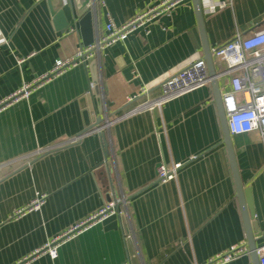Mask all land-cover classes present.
<instances>
[{
	"label": "crops",
	"instance_id": "obj_1",
	"mask_svg": "<svg viewBox=\"0 0 264 264\" xmlns=\"http://www.w3.org/2000/svg\"><path fill=\"white\" fill-rule=\"evenodd\" d=\"M160 1L98 4L94 42L107 34L109 20L121 26ZM231 2L203 14L210 50L236 33L248 36L264 27V0ZM83 46L74 23L55 24L47 0H0V103ZM203 57L193 4L186 0L101 48L98 95L89 67L78 62L0 108V264H208L233 246L247 245L211 84L160 110L124 115L144 99L127 102V96L141 87L157 95L170 75ZM218 85L227 88V78ZM106 115L113 120L105 131L108 149L95 131L59 145L102 125ZM231 144L239 178L250 189L259 247L264 146L254 132L231 135ZM174 163L181 164L175 178L160 182L159 164ZM37 194L46 195L42 205L16 215ZM118 198L126 202L134 258L118 215L68 232ZM48 244L57 246L56 256ZM225 264H252L251 256Z\"/></svg>",
	"mask_w": 264,
	"mask_h": 264
},
{
	"label": "built area",
	"instance_id": "obj_2",
	"mask_svg": "<svg viewBox=\"0 0 264 264\" xmlns=\"http://www.w3.org/2000/svg\"><path fill=\"white\" fill-rule=\"evenodd\" d=\"M63 1L66 2V0ZM184 1L186 0H162L156 6L147 9L121 26H115L112 20H109L106 24L107 34L104 37L97 39L87 46L80 47L73 58L57 60L49 72L36 78L31 83L22 84L19 89L1 101L0 108L8 102L28 96L33 87L53 76L63 73L67 68L78 62H82L85 66H88L92 59H96L98 62L102 47L108 46L117 40L125 39L127 34L135 28L155 19L159 15L170 14L175 6ZM98 4L105 6L106 2L105 0H90L87 3V9H94ZM231 4V0H201L202 12L207 16L216 13L222 8L231 6ZM211 54L214 65L218 63L220 66L217 70L215 69L217 81L227 78L228 87H221L220 93L230 135L254 132L258 134L264 146V27L254 30L248 36L236 33L224 44L212 48ZM209 83L210 77L206 69L205 60L199 58L164 80L160 84V92L157 95L150 96L149 88L141 87L136 94L127 96V102H133L139 97H144V99L132 106L124 115L135 114L141 110H160L168 101L206 86ZM91 87H93V84H91ZM112 121L106 115L102 125L92 126L87 131L85 130L70 140L61 142L59 145L62 146L76 142L82 135L84 136L91 131L103 133L108 129ZM40 151L43 152V150ZM180 165V163L171 165L159 164L156 170L159 181L166 182L175 178L176 171ZM45 196V194H37L26 208L17 210L16 215H21L26 210H37L44 202ZM113 214L118 215L121 221L125 219L128 223L124 198L109 200L96 212L92 213L85 222L73 226L68 232L85 228L83 227L84 224L86 226L88 222L98 221ZM128 238L133 239L130 227L128 233L124 232L125 243ZM56 250V245L48 244V252L52 257L56 256ZM248 253L249 249L246 244L233 246L230 250L218 255L217 258L211 260L208 264H225ZM256 254L258 263L264 264V244L256 248Z\"/></svg>",
	"mask_w": 264,
	"mask_h": 264
},
{
	"label": "water",
	"instance_id": "obj_3",
	"mask_svg": "<svg viewBox=\"0 0 264 264\" xmlns=\"http://www.w3.org/2000/svg\"><path fill=\"white\" fill-rule=\"evenodd\" d=\"M50 3L51 12L54 16V22L58 27L64 28L69 25V23H74L79 29V32L82 37L83 45L87 46L94 42L97 38V11L96 7L94 9H87V3L90 0H47ZM193 4V8L195 11V16L198 24L199 33L201 36L203 52L206 63V69L208 75L210 77V84L213 89L214 99L216 102L219 121L223 133V142L227 149V154L232 170V175L236 188V196L239 200L241 212L244 220L246 238H247V246L249 249V254L251 256L252 264H259L258 257L256 254V243L252 233V219L254 217V212L252 209L251 203V193L250 189L245 186L238 174L237 165L235 161V156L233 153V148L231 144V135L227 128L226 116L222 107L221 102V93L219 90L218 81L216 78V70L211 54L210 47L207 42L205 25L203 12L201 7V0H191ZM97 66L98 62L96 59L90 60L88 67L91 72L92 83L94 84V92L98 95V78H97ZM101 137L103 138L104 146L108 149V142L106 139L105 132L101 133ZM122 226L125 233L129 232V226L125 219L122 220ZM127 249L131 256L136 257V250L134 247L133 240L128 238L126 240Z\"/></svg>",
	"mask_w": 264,
	"mask_h": 264
}]
</instances>
